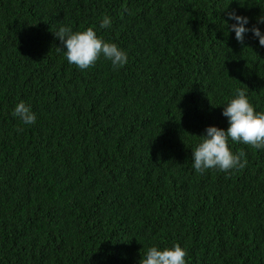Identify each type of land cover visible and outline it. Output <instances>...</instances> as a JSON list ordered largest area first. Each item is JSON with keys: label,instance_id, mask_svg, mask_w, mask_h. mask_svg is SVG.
Masks as SVG:
<instances>
[{"label": "trees", "instance_id": "16d2710c", "mask_svg": "<svg viewBox=\"0 0 264 264\" xmlns=\"http://www.w3.org/2000/svg\"><path fill=\"white\" fill-rule=\"evenodd\" d=\"M233 10L264 33V0H0V264H139L175 244L185 264H264V149L229 139L247 161L229 172L192 160L237 88L264 112V46L235 39ZM61 26L127 64L68 63Z\"/></svg>", "mask_w": 264, "mask_h": 264}, {"label": "clouds", "instance_id": "9594fccd", "mask_svg": "<svg viewBox=\"0 0 264 264\" xmlns=\"http://www.w3.org/2000/svg\"><path fill=\"white\" fill-rule=\"evenodd\" d=\"M228 18L236 21L229 30L235 32V39L239 43L243 44L245 34L250 31L254 37L259 38L260 46H264V33L260 28L255 25L245 27L249 23L248 17L237 15L233 10L228 13ZM258 23H264V16L258 18ZM100 27H111L110 17L105 16ZM55 35L67 49L65 56L68 63L81 70L94 66L101 56L110 60L114 69L122 68L128 62L127 52L115 43L105 42L102 37H98L93 27L73 32L70 27L61 26ZM13 115L25 125L36 122L35 112L23 101L15 106ZM222 115L228 119L227 130L216 126L207 127L206 134L199 136L200 142L192 149L193 168L198 173L202 174L208 169L229 172L246 167L247 161L242 162L245 153L240 151L234 154L229 148V139L255 149H264V112L254 110L244 90H235L234 98L223 107ZM185 256L186 250L179 244L163 250L152 246L144 253L139 264H185Z\"/></svg>", "mask_w": 264, "mask_h": 264}]
</instances>
